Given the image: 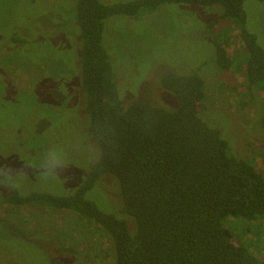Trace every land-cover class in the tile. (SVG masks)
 Wrapping results in <instances>:
<instances>
[{
	"label": "rangeland",
	"instance_id": "1",
	"mask_svg": "<svg viewBox=\"0 0 264 264\" xmlns=\"http://www.w3.org/2000/svg\"><path fill=\"white\" fill-rule=\"evenodd\" d=\"M245 11L246 29L264 50V3L247 0ZM223 13L222 5L170 4L112 16L104 46L125 106L141 100L171 110L177 100L163 90L162 76L197 71L207 87L204 120L234 156L264 175V97L244 89L250 54L236 21L216 22ZM77 16L76 0H0V264L113 263V242L100 227L72 211L12 201L33 193L74 195L97 164ZM218 43L234 61L229 70L219 64ZM110 187L96 185L86 198L120 215L121 200ZM226 226L264 264V221Z\"/></svg>",
	"mask_w": 264,
	"mask_h": 264
},
{
	"label": "trees",
	"instance_id": "2",
	"mask_svg": "<svg viewBox=\"0 0 264 264\" xmlns=\"http://www.w3.org/2000/svg\"><path fill=\"white\" fill-rule=\"evenodd\" d=\"M246 1L136 0L106 5L76 0L87 131L100 149L99 158L74 195L33 193L12 201L72 211L100 227L114 245L112 264H262L226 222L264 221V175L234 156L220 130L204 120V79L197 71L162 76L163 90L177 100L171 110L141 100L125 106L104 46L105 23L112 16L135 17L170 4L222 5L224 13L216 22L236 21L250 54L244 89L252 91V97L255 92L264 97V50L246 29ZM217 46L219 64L229 70L234 61L226 47ZM100 184L111 186L120 198V215L105 213L87 200L86 194Z\"/></svg>",
	"mask_w": 264,
	"mask_h": 264
}]
</instances>
